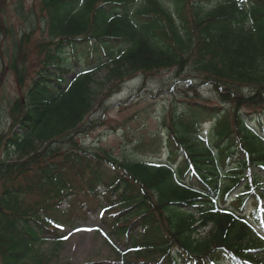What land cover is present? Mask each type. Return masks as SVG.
I'll return each mask as SVG.
<instances>
[{"label": "trees", "instance_id": "16d2710c", "mask_svg": "<svg viewBox=\"0 0 264 264\" xmlns=\"http://www.w3.org/2000/svg\"><path fill=\"white\" fill-rule=\"evenodd\" d=\"M10 2L19 16L28 12L30 26L0 18L1 72L13 74L26 102L8 106L1 95L0 117L17 114L0 133V264H47L39 244L62 241L65 225L101 210L122 264L263 258L264 234L241 215L251 208L263 225L264 120L252 108L264 103V0H35L28 10L24 0H0L1 9ZM172 68L189 69L222 101L186 94L184 114L151 142L165 162L79 144L103 91L95 84L105 86L96 82L101 70L112 88ZM207 123L208 145L196 137ZM70 173L80 181L53 194L51 181Z\"/></svg>", "mask_w": 264, "mask_h": 264}, {"label": "rangeland", "instance_id": "374dc122", "mask_svg": "<svg viewBox=\"0 0 264 264\" xmlns=\"http://www.w3.org/2000/svg\"><path fill=\"white\" fill-rule=\"evenodd\" d=\"M34 2L35 0H24L25 8L30 9ZM27 13L19 16L12 2L8 3L5 10L0 7V18L4 15L6 19L14 22L18 30L30 26ZM38 15L41 19L42 15L40 13ZM36 28L40 26L36 25ZM1 70L0 66V80L4 78L5 81L0 88V102L1 95H4L8 101L6 105L11 106L15 100H18L21 106H24L26 104L23 100L24 88H18L13 74H5ZM186 72H189V69L179 71L177 68H172L149 75L136 74L111 88V83L105 81L107 69L101 70L96 75V82H102L105 86L95 84V87L103 91L97 97L95 110L87 119L84 130L78 134L77 141L91 152H106L109 156L119 159H151L150 161L165 162L166 151L157 149V146L151 150V142L166 133V128L172 123L173 117L179 119L184 114L183 109L188 96L211 104H219L222 101L218 90L188 77ZM17 106L19 105H15ZM252 110L261 112L264 120V103ZM247 111L251 110L246 109L245 112ZM16 114L15 109L11 113L8 111L2 114L0 133L9 131L14 122L13 115L16 116ZM252 124L258 127L257 121ZM210 127V123L204 124L196 134L199 139L204 138L207 145L211 144L213 138ZM248 172V174L254 173V170ZM224 179L229 180L230 177L226 176ZM79 181L77 174L70 173L65 178L51 181L50 187L53 194H56L61 188ZM244 183L245 180L237 187L236 194L243 189ZM261 186L264 187V182ZM100 191H103V187ZM67 207L68 202L64 201L61 208ZM118 208L114 207L111 211ZM250 209H246L247 214L241 216H245L249 224L264 234V218L263 225L254 223L252 217L248 215ZM105 214L106 212L102 210L89 212L87 219H78L73 226L65 225L61 231L62 241L48 239L40 243V251L48 257L47 264H93L96 262L122 264L115 260L124 254L118 255L115 238L106 235L103 228L101 219ZM211 228H203L202 236L208 235ZM254 262L264 264V257Z\"/></svg>", "mask_w": 264, "mask_h": 264}]
</instances>
